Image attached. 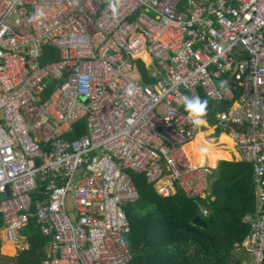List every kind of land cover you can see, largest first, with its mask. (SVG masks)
I'll return each instance as SVG.
<instances>
[{"label": "built area", "instance_id": "2783aa9c", "mask_svg": "<svg viewBox=\"0 0 264 264\" xmlns=\"http://www.w3.org/2000/svg\"><path fill=\"white\" fill-rule=\"evenodd\" d=\"M44 44L58 59L41 61ZM200 94L223 104L213 124L185 111ZM202 127L252 165L255 208L235 245L261 264L264 0H0V231L18 250L33 219L50 263L129 264V172L161 196L206 198L213 167L186 151Z\"/></svg>", "mask_w": 264, "mask_h": 264}, {"label": "trees", "instance_id": "16d2710c", "mask_svg": "<svg viewBox=\"0 0 264 264\" xmlns=\"http://www.w3.org/2000/svg\"><path fill=\"white\" fill-rule=\"evenodd\" d=\"M56 59L57 49L44 44L41 61ZM138 65L144 73L140 61ZM53 87L54 83H49L44 95ZM200 98L207 100V112L203 118L213 124L214 114L223 108V104L214 103L204 94H200ZM83 132L81 120L66 137L75 138ZM252 172V165L248 162L221 159L209 175V196L193 199L186 197L181 190L161 196L142 173L130 171L138 198L123 206L130 223L125 235L126 245L132 253L129 264H243L241 256L237 257L234 250L237 248L235 244H240L248 232L243 216L255 208ZM201 206L208 211L206 215L202 214ZM195 216L203 219L204 226L192 223ZM1 225L0 215V228ZM20 232L26 237L29 248L18 252L15 257L0 254V264H45L46 261L51 264L44 247L48 237L40 232L36 222L31 219ZM1 244L0 237V247Z\"/></svg>", "mask_w": 264, "mask_h": 264}, {"label": "bare ground", "instance_id": "6f19581e", "mask_svg": "<svg viewBox=\"0 0 264 264\" xmlns=\"http://www.w3.org/2000/svg\"><path fill=\"white\" fill-rule=\"evenodd\" d=\"M211 131L212 130L207 129L204 132H199L194 139L186 145V151L188 152L189 160L192 165H203L204 163H207V165L213 167L215 166L217 159L230 157L227 149L232 148L231 139L225 134H220L217 139H204V136L211 133ZM201 148H207L208 151L206 153H201L199 151ZM5 249L12 253L14 251V245L6 243L1 247L3 252Z\"/></svg>", "mask_w": 264, "mask_h": 264}, {"label": "clouds", "instance_id": "9594fccd", "mask_svg": "<svg viewBox=\"0 0 264 264\" xmlns=\"http://www.w3.org/2000/svg\"><path fill=\"white\" fill-rule=\"evenodd\" d=\"M115 11V5H110ZM126 91L131 94V87ZM184 108L190 117H193V123L195 126H200L206 124V120L203 118L207 112V100H202L200 97H184ZM201 153H206L207 148H201L199 150Z\"/></svg>", "mask_w": 264, "mask_h": 264}, {"label": "rangeland", "instance_id": "374dc122", "mask_svg": "<svg viewBox=\"0 0 264 264\" xmlns=\"http://www.w3.org/2000/svg\"><path fill=\"white\" fill-rule=\"evenodd\" d=\"M210 130H212L211 128H209ZM202 132H204V130H205V127H202ZM211 137H213V136H216V133L215 134H209ZM208 135V136H209ZM209 137H207V136H204V139H208ZM228 151H229V156L230 157H228V158H222V159H226V160H231L232 158H233V155L231 154L232 152V150L231 149H227ZM234 158H235V156H234ZM211 167V166H210ZM214 167V166H213ZM0 237H1V241H2V244H1V247L2 246H4L6 243H11L12 244V241L11 240H9V239H7L5 236H3V233L0 231ZM6 241H9V242H6ZM13 245V244H12ZM1 247H0V254L1 255H4V256H7V257H15L17 254H18V252H20V250H18L16 247H14V251L11 253V252H8V251H6V249H5V251L3 252L2 250H1ZM245 264H247V263H245Z\"/></svg>", "mask_w": 264, "mask_h": 264}, {"label": "crops", "instance_id": "0c3cea01", "mask_svg": "<svg viewBox=\"0 0 264 264\" xmlns=\"http://www.w3.org/2000/svg\"><path fill=\"white\" fill-rule=\"evenodd\" d=\"M209 134V133H208ZM207 135V134H206ZM216 164H217V162L215 163V166H216ZM214 166V167H215ZM213 167V168H214ZM211 198H213L212 196H211ZM0 230H1V228H0ZM234 254L237 256V257H240L241 256V258H242V263L243 264H245V263H247V264H251V256L249 255V254H247V253H245L242 249H240V248H236L235 250H234ZM15 262H16V260H14ZM51 264H66V263H64L63 261H58L57 263H53V262H51Z\"/></svg>", "mask_w": 264, "mask_h": 264}, {"label": "water", "instance_id": "95a60500", "mask_svg": "<svg viewBox=\"0 0 264 264\" xmlns=\"http://www.w3.org/2000/svg\"><path fill=\"white\" fill-rule=\"evenodd\" d=\"M10 193L9 190H7L5 193L0 194V199L3 198L4 196H8ZM192 223L197 225V226H204V221L201 219L199 216H195L192 218Z\"/></svg>", "mask_w": 264, "mask_h": 264}]
</instances>
